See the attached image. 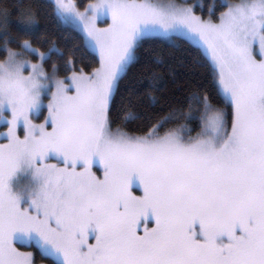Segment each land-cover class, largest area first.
<instances>
[{"label":"snow or ice","instance_id":"snow-or-ice-1","mask_svg":"<svg viewBox=\"0 0 264 264\" xmlns=\"http://www.w3.org/2000/svg\"><path fill=\"white\" fill-rule=\"evenodd\" d=\"M49 16L98 66L77 70ZM155 38L202 50L219 103L196 81L146 134L114 129L113 110L149 121L161 105L162 78L133 72L161 62L141 56ZM0 52V264H264V0H225L216 18L153 0H0Z\"/></svg>","mask_w":264,"mask_h":264},{"label":"trees","instance_id":"trees-1","mask_svg":"<svg viewBox=\"0 0 264 264\" xmlns=\"http://www.w3.org/2000/svg\"><path fill=\"white\" fill-rule=\"evenodd\" d=\"M9 5L15 3V0H6ZM89 0H76V3L83 9ZM185 3L193 4L194 10L198 15H202L204 18H208L212 15L213 18L218 17L219 13L224 10L225 0H193L182 1ZM48 33L51 39H53L61 48H64L68 55L73 57L77 70L83 67L84 70L90 71L93 67L98 66V56L87 49L84 46L81 35L78 32L70 31L68 29L61 28L52 19L48 17L47 21ZM176 45L167 42L162 38H155L148 40L144 47L140 50L143 57L146 52L154 50L155 53L162 57L159 63H145L142 59L141 65L133 69V72L140 70L146 74L156 73L161 77V83L163 87L156 90V95L161 97V105L155 109V117L152 120H137L124 123L120 118L116 110L112 111L113 127L120 125L126 131L134 134H146L156 124L160 117L166 116L170 111V105L172 107L181 106L185 104L186 97L190 94L191 89L195 88L196 81L205 86L206 91L212 97L213 103H219L214 95L213 86L211 84V77L208 72L206 56L202 54V50L195 47L191 42L186 39L179 38L176 40ZM3 57V53L0 52V58ZM63 59H58V63L61 68V75H65V64ZM51 61L48 62L49 71H51ZM195 72V81L191 79V73ZM123 91V90H122ZM141 91H146L143 89ZM119 103V97L117 98ZM133 102L139 104L136 96L133 95ZM223 106V105H221ZM187 111V108H185ZM183 119L167 121L158 130L163 133L168 128L173 127L175 124L183 123ZM188 124L195 131H199L198 121L188 120ZM3 126H0V131ZM4 142V141H0ZM43 263L51 264L50 260H44ZM37 264H41L40 258L37 259Z\"/></svg>","mask_w":264,"mask_h":264},{"label":"rangeland","instance_id":"rangeland-1","mask_svg":"<svg viewBox=\"0 0 264 264\" xmlns=\"http://www.w3.org/2000/svg\"><path fill=\"white\" fill-rule=\"evenodd\" d=\"M182 1H188V0H153V2L155 3H160L162 5H169V4H175V5H183V6H193V4H189V3H185V2H182ZM196 0H193V2H195ZM108 23H111L110 20L107 21ZM101 26L103 27L104 25L101 24ZM190 42V41H189ZM96 54V53H95ZM97 55V54H96ZM98 56V55H97ZM45 115H46V112H45ZM2 127V126H1ZM1 130H4V128H2ZM94 170H97L98 174H101L100 172V169H94ZM138 187V186H137ZM94 242V241H92ZM43 264H46V263H43Z\"/></svg>","mask_w":264,"mask_h":264}]
</instances>
